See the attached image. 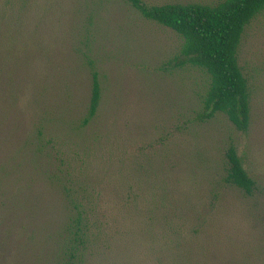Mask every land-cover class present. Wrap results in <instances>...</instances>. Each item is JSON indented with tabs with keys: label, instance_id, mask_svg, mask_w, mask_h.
Returning <instances> with one entry per match:
<instances>
[{
	"label": "rangeland",
	"instance_id": "obj_1",
	"mask_svg": "<svg viewBox=\"0 0 264 264\" xmlns=\"http://www.w3.org/2000/svg\"><path fill=\"white\" fill-rule=\"evenodd\" d=\"M181 44L126 0H0V264H47L46 238L69 209L54 174L106 223L102 264H173L169 240L180 263L192 249L191 264H264V10L238 50L247 133L223 114L197 120L209 79L171 67ZM85 49L102 100L82 126ZM230 142L258 183L253 199L222 181Z\"/></svg>",
	"mask_w": 264,
	"mask_h": 264
},
{
	"label": "trees",
	"instance_id": "obj_2",
	"mask_svg": "<svg viewBox=\"0 0 264 264\" xmlns=\"http://www.w3.org/2000/svg\"><path fill=\"white\" fill-rule=\"evenodd\" d=\"M146 19L173 30L182 38L179 52L170 63L173 68L193 67L208 76V84L201 96L196 118L206 122L223 114L241 133H247L251 122V94L249 83L238 62V50L250 21L264 10V0H219L215 3H166L147 5L142 0H126ZM87 41V37H86ZM84 43V42H83ZM86 47L88 43L85 42ZM91 74V92L81 125L89 124L97 115L102 100V87L90 51H80ZM40 133V131H38ZM50 140L48 141V143ZM46 157H49L48 155ZM226 165L222 181L245 197L253 199L259 191L257 181L249 175L243 157L230 142L225 151ZM65 195L66 217L46 239L50 252L47 264H102L108 259L109 238L101 231L106 223L96 222L95 208H86L72 195L70 181L51 177ZM174 239V238H173ZM173 257V264H191L192 249L185 259L178 260L180 241H165ZM192 257V258H191Z\"/></svg>",
	"mask_w": 264,
	"mask_h": 264
}]
</instances>
